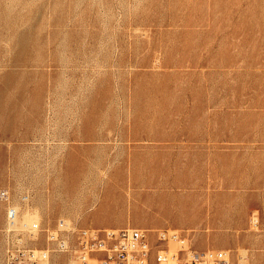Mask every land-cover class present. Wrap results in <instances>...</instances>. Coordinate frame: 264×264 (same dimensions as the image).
<instances>
[{
	"label": "rangeland",
	"instance_id": "obj_1",
	"mask_svg": "<svg viewBox=\"0 0 264 264\" xmlns=\"http://www.w3.org/2000/svg\"><path fill=\"white\" fill-rule=\"evenodd\" d=\"M2 188L264 264V0H0Z\"/></svg>",
	"mask_w": 264,
	"mask_h": 264
},
{
	"label": "built area",
	"instance_id": "obj_2",
	"mask_svg": "<svg viewBox=\"0 0 264 264\" xmlns=\"http://www.w3.org/2000/svg\"><path fill=\"white\" fill-rule=\"evenodd\" d=\"M0 200L7 203L5 264H50L54 253L68 254L69 264H231L228 251L196 250L182 243L177 229L83 227L66 219L46 229L48 246L38 248L31 242L43 229L30 194L22 193L18 202L2 188ZM24 212L33 218L24 219ZM171 242L180 244L177 250L167 246Z\"/></svg>",
	"mask_w": 264,
	"mask_h": 264
},
{
	"label": "crops",
	"instance_id": "obj_3",
	"mask_svg": "<svg viewBox=\"0 0 264 264\" xmlns=\"http://www.w3.org/2000/svg\"><path fill=\"white\" fill-rule=\"evenodd\" d=\"M0 212H1L0 227L3 226V224H5V227H6V224H7V203L3 202L1 200H0ZM177 214L178 215H175V217L173 218L174 220H181V219L185 218L184 215H186V216L190 215V214H185V213L183 214V212L181 213L179 211L177 212ZM200 218H201V216L197 215V214L190 215L189 223L194 224ZM101 228H112V227H101ZM122 228H125V227H122ZM141 228H149V227H141ZM4 232H5V229H4ZM2 239H3V242H1V240H0V247L2 248V253H3V250H4V256H3L2 264H5V241H4V237H2Z\"/></svg>",
	"mask_w": 264,
	"mask_h": 264
},
{
	"label": "bare ground",
	"instance_id": "obj_4",
	"mask_svg": "<svg viewBox=\"0 0 264 264\" xmlns=\"http://www.w3.org/2000/svg\"><path fill=\"white\" fill-rule=\"evenodd\" d=\"M170 244H175V243L171 242Z\"/></svg>",
	"mask_w": 264,
	"mask_h": 264
}]
</instances>
